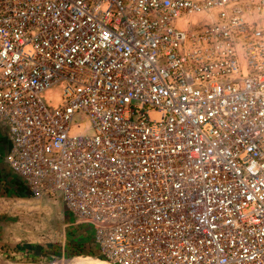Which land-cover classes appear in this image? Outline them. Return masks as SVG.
Returning <instances> with one entry per match:
<instances>
[{
  "label": "built area",
  "instance_id": "built-area-1",
  "mask_svg": "<svg viewBox=\"0 0 264 264\" xmlns=\"http://www.w3.org/2000/svg\"><path fill=\"white\" fill-rule=\"evenodd\" d=\"M0 124L94 258L264 264V0H0Z\"/></svg>",
  "mask_w": 264,
  "mask_h": 264
},
{
  "label": "rangeland",
  "instance_id": "rangeland-1",
  "mask_svg": "<svg viewBox=\"0 0 264 264\" xmlns=\"http://www.w3.org/2000/svg\"><path fill=\"white\" fill-rule=\"evenodd\" d=\"M83 118L84 114L79 115L72 123H81ZM3 193L0 194V249L28 252L25 259L1 256L4 264H68L75 258L94 261L91 256L94 248L89 241L92 231L83 225H73L59 194L55 198L35 199L27 192L25 195ZM79 239H82L80 243ZM78 244L80 249L74 250Z\"/></svg>",
  "mask_w": 264,
  "mask_h": 264
},
{
  "label": "crops",
  "instance_id": "crops-1",
  "mask_svg": "<svg viewBox=\"0 0 264 264\" xmlns=\"http://www.w3.org/2000/svg\"><path fill=\"white\" fill-rule=\"evenodd\" d=\"M8 147L9 146L6 140L5 128L0 124V194L7 191L8 193H10V195H13L14 193L25 195L26 192L22 190V187L15 181L13 175L10 173L5 163V156L8 153ZM3 194L7 195L6 193ZM81 240L82 239H79L77 241H79L80 243ZM78 249H80L79 244H78ZM18 251H22V250H18ZM46 264H53V263H46Z\"/></svg>",
  "mask_w": 264,
  "mask_h": 264
},
{
  "label": "bare ground",
  "instance_id": "bare-ground-1",
  "mask_svg": "<svg viewBox=\"0 0 264 264\" xmlns=\"http://www.w3.org/2000/svg\"><path fill=\"white\" fill-rule=\"evenodd\" d=\"M68 264H104V263H101V262H92V261H85V260H81V259H78V258H75L73 260H71Z\"/></svg>",
  "mask_w": 264,
  "mask_h": 264
},
{
  "label": "water",
  "instance_id": "water-1",
  "mask_svg": "<svg viewBox=\"0 0 264 264\" xmlns=\"http://www.w3.org/2000/svg\"><path fill=\"white\" fill-rule=\"evenodd\" d=\"M94 261H96V262H101V263H104V264H108V263H106V262H104V261H102V260H100V259H97V258H95ZM94 261H92V262H94ZM0 264H4V262H2V261L0 260Z\"/></svg>",
  "mask_w": 264,
  "mask_h": 264
}]
</instances>
